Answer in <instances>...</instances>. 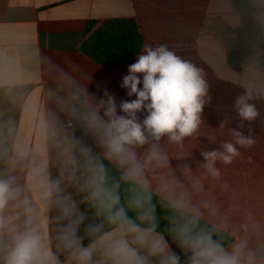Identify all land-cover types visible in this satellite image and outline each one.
Wrapping results in <instances>:
<instances>
[{"label": "crops", "instance_id": "crops-1", "mask_svg": "<svg viewBox=\"0 0 264 264\" xmlns=\"http://www.w3.org/2000/svg\"><path fill=\"white\" fill-rule=\"evenodd\" d=\"M249 1L258 9L255 18L264 30V0ZM240 9L235 0H0V178H13L21 198H28L34 210L31 226L59 264H78L72 256L77 246H91V264H117L108 252L121 239L148 264H160L159 256L133 242L135 234L119 225L106 228L101 197L89 199L94 187H103L104 161L123 173L129 166L121 167L116 157L108 156L102 133L88 119L108 96L114 98L116 114L126 115L121 102L137 97L121 86L123 77L146 48L159 46L200 70L208 88L205 99L210 100L198 129L182 142H172L168 135L156 141L146 131L147 143L131 149L144 165L148 189L171 204L183 198L187 209H199L201 220L233 237L226 251L245 242V257L264 264V57L256 48L241 71L227 63L233 33L244 23ZM114 18L133 19L144 44L130 62L106 68L81 45ZM92 22L96 25L88 30ZM137 76L142 89L143 74ZM241 96L258 112L253 121L239 117L235 102ZM105 110L100 108L98 115L107 121ZM136 115L142 124L148 112L142 109ZM232 130L251 138V146L236 144ZM226 142L239 155L230 164L217 159L214 167L220 175L214 178L202 153L222 152ZM153 146L167 158L159 166L155 161L145 165ZM49 186L53 195L46 199ZM70 205L75 211L64 217L62 209ZM16 211L22 208L10 206L5 215ZM24 220L21 216L15 222L19 230ZM70 228L76 240L73 248H66L60 237ZM157 235L174 253L162 233H152ZM2 240L10 242L11 235L5 233Z\"/></svg>", "mask_w": 264, "mask_h": 264}, {"label": "clouds", "instance_id": "clouds-1", "mask_svg": "<svg viewBox=\"0 0 264 264\" xmlns=\"http://www.w3.org/2000/svg\"><path fill=\"white\" fill-rule=\"evenodd\" d=\"M138 73L143 74L142 89L138 87L141 84ZM121 86L128 90L129 96L135 94L137 97L132 101L121 102L120 108L126 115L116 114L114 98L108 96L106 101L99 102L88 119L91 127L98 133H102L108 156L116 157L121 167L129 166L122 179L134 181L148 192V182L143 178L144 165L137 161L136 153L131 149L147 143L146 131L156 141L168 135L170 141L176 143L182 142L185 137L195 133L201 123L203 107L210 100V97L208 100L205 99L208 96L207 84L200 70L194 65L183 61L165 46H159L156 49H145V54L129 66V74L123 77ZM102 107H106L104 115L108 117L107 121L98 115ZM235 108L242 121H253L258 116L255 107L248 104L244 96L237 98ZM142 109H146L148 115L141 124L136 114ZM232 133L236 144L242 147H249L253 143L251 138H246L239 131L232 130ZM222 148L224 149L222 152L202 153L206 161L204 166L214 178H219L220 175L214 167L217 159L230 164L233 158L239 155L237 148L230 142L222 144ZM166 160L167 158L153 146L145 159V165L155 161L159 166ZM14 185L13 178H0V253H2L0 264H59L39 230L31 226L34 210L28 198L26 196L21 198V189ZM118 187L119 184L114 185V188ZM52 195V186H49L44 197L48 199ZM102 195L105 199L100 200V203L109 211L107 217L109 223L118 224L123 231L135 234L133 242L147 247L149 255L159 256L160 264H179V258L174 253L168 252V246L163 237L152 236L155 231L154 224L147 229H141L139 225L127 218L123 207L115 212L111 211L120 201V197L114 190L96 186L89 199H97ZM150 201L151 196L147 195L137 197L130 201V204L137 209H142L145 202L150 203ZM10 206L14 209L22 208V211L5 215ZM172 207L186 216L185 222L173 231L176 233L180 246L185 251L191 252L189 264H252L251 258L244 255L245 242L238 243L231 252H228L220 242L213 240L211 232L195 231L200 219L199 209L195 207L187 209L183 198L173 201ZM74 211L75 205H70L62 209V215L70 217ZM21 216L25 217L23 230H19L15 224ZM79 219L82 220L83 216ZM140 219L152 221L155 217L149 210L141 212ZM96 230L98 231V228ZM5 233L11 235L8 243L2 240ZM108 236L110 234L106 233L105 237ZM60 239L65 241L66 248H73L76 240L75 229L70 228V232L61 236ZM108 254L116 259L117 264H148L146 258L139 256L127 240L113 242ZM72 256L78 264H91L92 248L77 246L73 249Z\"/></svg>", "mask_w": 264, "mask_h": 264}, {"label": "trees", "instance_id": "trees-1", "mask_svg": "<svg viewBox=\"0 0 264 264\" xmlns=\"http://www.w3.org/2000/svg\"><path fill=\"white\" fill-rule=\"evenodd\" d=\"M235 3L244 12L243 26L233 33L228 52V64L235 71H241L244 63L253 56L255 49L258 48L264 57V30L256 20L255 8L249 0H235ZM96 25L92 22L89 29ZM144 44L143 36L140 34L137 23L131 18H114L105 20L81 45V50L92 60L106 68H114L126 64L133 60L141 51ZM104 181L103 189L114 190L120 197L119 204L111 211L115 212L118 208L125 209L126 216L133 223L149 228L155 225V231L162 233L166 241L171 246L174 254L179 258V264H189L191 252L185 251L176 237L173 229L182 225L186 216L172 207V204L164 199L157 197L150 191L145 192L143 188L134 181L124 180V173L115 165L108 161L103 162ZM119 184L118 188L114 185ZM151 196V201L145 202L142 209H137L130 204L137 197ZM105 199L102 195L101 200ZM102 218L106 228H113L118 224L109 223L107 217L109 211L106 206L101 204ZM152 211L154 220H141L140 214L145 211ZM204 230L212 233L213 240L220 242L223 247L233 241V237L226 232L210 225L199 219L195 231Z\"/></svg>", "mask_w": 264, "mask_h": 264}]
</instances>
